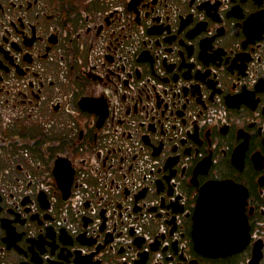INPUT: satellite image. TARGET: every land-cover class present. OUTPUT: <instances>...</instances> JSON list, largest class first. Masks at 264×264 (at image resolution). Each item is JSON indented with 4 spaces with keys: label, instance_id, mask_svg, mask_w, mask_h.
<instances>
[{
    "label": "flooded vegetation",
    "instance_id": "af4514ba",
    "mask_svg": "<svg viewBox=\"0 0 264 264\" xmlns=\"http://www.w3.org/2000/svg\"><path fill=\"white\" fill-rule=\"evenodd\" d=\"M0 264H264V0H0Z\"/></svg>",
    "mask_w": 264,
    "mask_h": 264
},
{
    "label": "water",
    "instance_id": "95a60500",
    "mask_svg": "<svg viewBox=\"0 0 264 264\" xmlns=\"http://www.w3.org/2000/svg\"><path fill=\"white\" fill-rule=\"evenodd\" d=\"M233 191L229 184L215 186L211 191L212 195L204 194L202 196L197 211L198 218L203 210L207 214L206 223L202 225L205 235L203 245L215 253L234 250L239 243L236 237L241 233L243 225L240 222L232 221L231 216L227 217L230 211L224 201L226 196L233 194ZM208 196H212L213 199L209 200Z\"/></svg>",
    "mask_w": 264,
    "mask_h": 264
}]
</instances>
